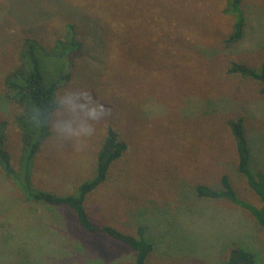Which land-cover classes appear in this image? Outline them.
Here are the masks:
<instances>
[{
  "label": "rangeland",
  "instance_id": "rangeland-1",
  "mask_svg": "<svg viewBox=\"0 0 264 264\" xmlns=\"http://www.w3.org/2000/svg\"><path fill=\"white\" fill-rule=\"evenodd\" d=\"M226 0H0L1 79L31 33L51 42L75 23L83 53L61 89L111 94L112 118L82 151L53 142L34 159L36 187L76 193L94 175L109 127L127 144L107 180L87 195L98 225L126 233L146 228L155 249L148 264H229L233 248L264 264V227L226 199L197 195L226 173L239 194L260 205L237 170L227 121L244 118L255 170H264V95L256 80L228 72L233 61L258 67L264 59V0H243V38L223 43L233 26ZM60 89V90H61ZM1 94V93H0ZM0 110L10 106L1 98ZM19 131L10 150L19 165ZM134 252L101 233L81 229L72 210L26 199L0 171V264H133Z\"/></svg>",
  "mask_w": 264,
  "mask_h": 264
},
{
  "label": "trees",
  "instance_id": "trees-1",
  "mask_svg": "<svg viewBox=\"0 0 264 264\" xmlns=\"http://www.w3.org/2000/svg\"><path fill=\"white\" fill-rule=\"evenodd\" d=\"M242 3L243 0H226L223 10L233 18L232 30L223 40L226 47L235 45L244 36L246 20ZM81 53L83 39L78 27L72 22L67 23L64 33L51 42L31 33H27L20 40L15 62L1 79L0 95L10 106V110L8 114H3L0 110V171L15 183L26 199L51 206L67 207L73 211L81 229L101 233L112 240L122 242L134 252L133 264H148L155 246L143 225L138 226L135 233L123 232L110 224L98 225L91 219L85 205L87 195L107 180L111 165L121 158L127 149L126 142L114 128L107 129L96 153L94 175L80 182L76 193H55L36 187L34 182V159L51 131L47 127H36L30 123L28 112L34 105L45 107L50 103L53 95L61 89L63 81L69 78L67 70L71 71ZM228 72L258 81L260 92L264 95V59L258 67L233 61ZM227 124L235 141L237 170L244 176L248 188L257 195L261 204L256 205L243 198L226 173L221 175L218 187L198 184L197 195L226 199L249 212L258 224L264 227V170L253 168L252 150L244 118H230ZM10 125L16 127L20 136L18 166L13 162L10 150ZM255 261L256 253L242 246L233 248L228 258L229 264H254Z\"/></svg>",
  "mask_w": 264,
  "mask_h": 264
},
{
  "label": "clouds",
  "instance_id": "clouds-1",
  "mask_svg": "<svg viewBox=\"0 0 264 264\" xmlns=\"http://www.w3.org/2000/svg\"><path fill=\"white\" fill-rule=\"evenodd\" d=\"M111 94L98 88L73 87L58 90L45 107L32 106L28 119L36 127H47L57 145L70 143L82 151L97 126L112 118Z\"/></svg>",
  "mask_w": 264,
  "mask_h": 264
}]
</instances>
